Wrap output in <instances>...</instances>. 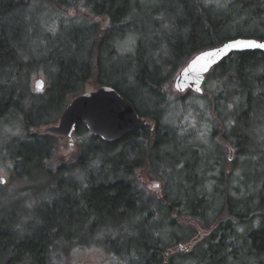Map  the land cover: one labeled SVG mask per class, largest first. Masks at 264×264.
I'll list each match as a JSON object with an SVG mask.
<instances>
[{"label":"trees","instance_id":"obj_1","mask_svg":"<svg viewBox=\"0 0 264 264\" xmlns=\"http://www.w3.org/2000/svg\"><path fill=\"white\" fill-rule=\"evenodd\" d=\"M35 3L46 16L56 14L60 27L58 34L41 27L34 51ZM220 5L0 0V167L20 189L8 191L0 178V264H62L79 245L102 247L108 261L101 264H264V52H235L216 65L204 84L209 100L205 87L202 94L189 89L175 96L169 86L201 50L237 36L264 39V0ZM69 8L85 12L67 14ZM130 36L134 50L122 51ZM38 70L48 85L35 91L31 78ZM92 80L115 87L150 123L117 142L80 123L78 155L56 161L61 138L41 129L56 123ZM202 99L222 122L220 135L235 149L234 160L223 155L222 144L212 153L171 120L176 108L188 111ZM226 160L232 169L239 163L240 185L231 186ZM145 167L164 181L163 195L141 183ZM225 176L226 191L219 186ZM35 187L43 195L27 205L32 212L8 210L18 206L17 194ZM190 219L212 230L194 250L171 253L195 235L182 223Z\"/></svg>","mask_w":264,"mask_h":264},{"label":"rangeland","instance_id":"obj_2","mask_svg":"<svg viewBox=\"0 0 264 264\" xmlns=\"http://www.w3.org/2000/svg\"><path fill=\"white\" fill-rule=\"evenodd\" d=\"M43 5V4H42ZM41 4L35 3V11H34V27H33V33L34 36L32 40H30V47L35 51L38 49V45L41 44V27L43 26H49V27H54L53 31L54 33H59V25L54 18L56 14H52V16H46L47 13H43L42 9H39ZM50 13H56L57 11L50 8L49 9ZM84 10L80 9H71L67 11V14H73V13H84ZM134 37L130 36L126 38L122 43L120 44V49L125 52H132L134 50ZM37 53V52H36ZM43 78L45 80V87L48 85V77L46 75V72L44 70H38L36 73L32 75L31 78V85L33 90H37L35 88V82L37 79ZM173 80H171L169 86L172 90V94H179L173 86ZM205 87V86H204ZM98 87L94 85L93 80L90 82V84L87 86V90H96ZM206 91L208 100L211 98L209 95L210 92L208 91V87L206 86ZM38 91V90H37ZM176 96V95H175ZM74 98V97H73ZM71 98V100L73 99ZM70 100V101H71ZM196 106L194 105L193 108H190L188 111H182L179 108H176V110L173 111V115L171 116V120L173 122H179L180 125L182 126V132L186 133L187 135H191V138L193 141L198 140L202 145L207 146V144L211 147L209 150L212 153H217L216 145L222 144L223 149H224V156L228 159L230 157L232 160H234L235 157V149L233 147H230L229 144L225 143L224 140L222 139V136L220 135V132L222 131V122L219 120V117L215 115L214 110H210V107L205 100H198L195 101ZM261 130L264 131V118L261 119ZM54 124V123H53ZM12 127V130L15 133H18V131L14 128L13 125H10ZM219 129V134L215 137L214 136V131L215 129ZM43 129V128H42ZM61 138L60 140V147L59 150L56 152V161H69L72 158H75L76 155H78L79 148H78V142H79V136L78 134H75V142L74 144H70L69 140L63 136H59ZM262 147L264 148V144H262ZM203 153V149L201 150ZM201 152V153H202ZM202 153V154H203ZM242 160V159H241ZM229 161L226 160L224 170L225 173L227 172L228 179L229 175L232 173V178L230 180L231 186H238L241 183V170L239 168V163H238V168H233ZM220 169L221 166H218L216 168L215 173L220 174ZM0 178H5L6 184L8 186V191L18 193L20 189H18L17 183H13L10 180V170H6L4 167H0ZM139 179L141 183L149 190L153 191L155 194L161 196L165 193V184L164 181L158 178L157 176L154 175V173H151L149 171L148 167H145L139 171ZM229 182V183H230ZM158 183L159 187H154V185ZM220 188H224L226 191V176L223 182L219 183ZM214 187H216L214 185ZM40 189L31 188L26 194H17L16 197L19 198L18 200L19 204L18 206L11 205L8 206V210L10 211H19V214L23 211L25 213H30L32 210L28 209V206L33 207L36 203L39 204L40 199H42L43 191H39ZM229 192H233L230 190ZM29 201L31 203H29ZM28 205V206H27ZM2 213L4 216L7 215L6 212L3 211L2 208ZM182 223L187 226L191 227L196 230L195 235L190 238L189 240L183 241L181 244L182 245H177L174 248L171 249V253H179L184 252V251H191L195 249V243H198L205 239V237L210 233L212 230L211 228H206L204 227L198 220H182ZM62 264H75L77 262H81L83 264H101L105 263L108 261V256L105 253L104 249L100 246L97 245H79L75 246L71 249L70 254H67L63 256V259L61 260Z\"/></svg>","mask_w":264,"mask_h":264},{"label":"water","instance_id":"obj_3","mask_svg":"<svg viewBox=\"0 0 264 264\" xmlns=\"http://www.w3.org/2000/svg\"><path fill=\"white\" fill-rule=\"evenodd\" d=\"M234 41H256L264 43V39L247 36L230 38L218 46L201 50L194 54L174 76L173 86L178 93L193 90L204 93V84L208 73L224 59L235 52L262 51L261 48L234 47L226 45ZM219 50L213 57L204 56V53ZM200 58V59H198ZM42 86V87H41ZM45 80L39 78L35 82L37 90H43ZM199 89V90H198ZM84 123L87 129L95 136L107 142H117L131 131L149 124V119L141 116L133 102L122 95L111 85H102L96 90L85 91L74 97L61 113L58 121L41 129L53 135L67 138L70 144L75 142V132L78 124ZM5 182V178H3ZM155 185H159L156 183ZM75 264H83L77 262Z\"/></svg>","mask_w":264,"mask_h":264},{"label":"snow or ice","instance_id":"obj_4","mask_svg":"<svg viewBox=\"0 0 264 264\" xmlns=\"http://www.w3.org/2000/svg\"><path fill=\"white\" fill-rule=\"evenodd\" d=\"M216 3L220 5V0H216ZM222 6V5H220ZM227 48L232 49L234 47H243V48H261L264 49V43H257L256 41H234L231 44L226 45ZM219 50H214L212 52L204 53V56L213 57L216 55V52ZM200 59V58H198ZM42 87V86H41ZM199 90V89H198ZM154 187H159V185H154Z\"/></svg>","mask_w":264,"mask_h":264},{"label":"bare ground","instance_id":"obj_5","mask_svg":"<svg viewBox=\"0 0 264 264\" xmlns=\"http://www.w3.org/2000/svg\"><path fill=\"white\" fill-rule=\"evenodd\" d=\"M154 228V227H153Z\"/></svg>","mask_w":264,"mask_h":264}]
</instances>
